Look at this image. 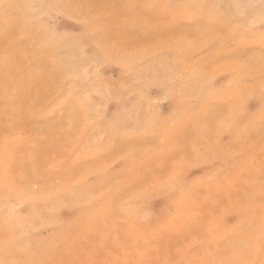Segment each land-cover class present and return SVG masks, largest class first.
I'll return each mask as SVG.
<instances>
[{"label":"rangeland","instance_id":"obj_1","mask_svg":"<svg viewBox=\"0 0 264 264\" xmlns=\"http://www.w3.org/2000/svg\"><path fill=\"white\" fill-rule=\"evenodd\" d=\"M0 264H264V2L0 0Z\"/></svg>","mask_w":264,"mask_h":264},{"label":"snow or ice","instance_id":"obj_2","mask_svg":"<svg viewBox=\"0 0 264 264\" xmlns=\"http://www.w3.org/2000/svg\"><path fill=\"white\" fill-rule=\"evenodd\" d=\"M262 2H264V0H262Z\"/></svg>","mask_w":264,"mask_h":264}]
</instances>
